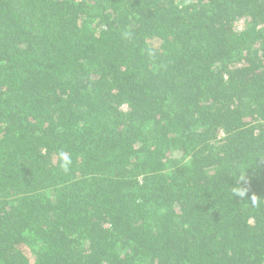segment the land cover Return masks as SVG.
Returning <instances> with one entry per match:
<instances>
[{"label":"trees","instance_id":"trees-1","mask_svg":"<svg viewBox=\"0 0 264 264\" xmlns=\"http://www.w3.org/2000/svg\"><path fill=\"white\" fill-rule=\"evenodd\" d=\"M0 264H264V0H0Z\"/></svg>","mask_w":264,"mask_h":264},{"label":"clouds","instance_id":"clouds-1","mask_svg":"<svg viewBox=\"0 0 264 264\" xmlns=\"http://www.w3.org/2000/svg\"><path fill=\"white\" fill-rule=\"evenodd\" d=\"M71 164V159L70 157L66 156V155H62V164L61 167L67 171L69 165ZM237 194L240 196H245L247 195L246 192L242 191V190H237Z\"/></svg>","mask_w":264,"mask_h":264},{"label":"rangeland","instance_id":"rangeland-1","mask_svg":"<svg viewBox=\"0 0 264 264\" xmlns=\"http://www.w3.org/2000/svg\"><path fill=\"white\" fill-rule=\"evenodd\" d=\"M237 27H238L239 29H242V28H243V23H242V22L238 23V24H237Z\"/></svg>","mask_w":264,"mask_h":264}]
</instances>
